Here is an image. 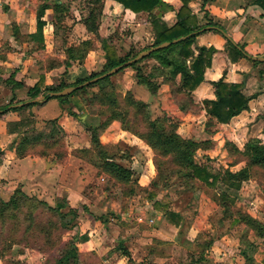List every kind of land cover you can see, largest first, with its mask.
<instances>
[{
  "label": "trees",
  "instance_id": "trees-1",
  "mask_svg": "<svg viewBox=\"0 0 264 264\" xmlns=\"http://www.w3.org/2000/svg\"><path fill=\"white\" fill-rule=\"evenodd\" d=\"M116 1L133 13L148 12V20L153 32V39L149 44L140 49L130 45L123 51L119 50L114 43V34L100 36L98 32L103 0H79L82 8L85 9L81 21L87 32L94 35L95 40H98L104 51V61L99 70L92 71L84 77L74 79H66V77L58 83L50 85L44 84L43 75H40L34 85L27 89V97L24 99H17L14 93L16 88L22 86L21 82L13 80L11 75L6 79L0 77V83L4 82L11 89L7 103L0 105V119H4L6 114L11 111L25 112L17 121L6 124L8 132L16 134V138L11 144L16 157L23 158L28 153L39 149V146L53 149L52 155L57 160L62 159L67 151L66 149L59 150L64 146V130L58 123L57 117L39 119L31 111L32 107L40 105L42 102H30L20 106L15 104L37 98L50 91H59L65 87L79 84L120 65L144 49L182 36L185 37L150 52L136 62L119 68L115 73L127 67L133 69L136 84L142 86L151 96L157 94L160 85H167L176 109L183 114L196 109L204 110L207 115L206 126H211L214 122L228 123L231 118L248 108L249 100L256 94L245 95L241 90L242 83L226 82L223 77L210 81L213 87V98H205L200 102H195L193 98L192 92L204 80V71L211 65L212 55L216 51L213 46H198L195 39L198 34L213 30L204 29L206 26L220 27L218 22L210 18H205L204 21L199 20L189 8V0H180L181 4L176 9L164 0ZM256 1L263 6L264 0ZM155 7L175 9V22L172 25H167L163 21L162 15L151 13ZM49 9L51 10V26L54 34L62 35L61 32H64L61 21L68 6L65 2L54 0L51 4L42 2L37 6L36 30L31 34V37L42 36L46 24L45 14ZM11 30L12 35L18 37V28L15 23H12ZM59 31L61 32L59 33ZM225 45L232 61L245 57L242 45H239L240 48H238L228 39H226ZM94 46V40L85 39L77 45L66 47L62 64L70 65L75 60L82 62L87 52ZM150 60L152 62L148 63ZM251 61L263 65L259 69V78L264 79V62ZM115 73L77 88L66 95L54 97L46 95V100L56 98L60 108L66 110L70 115L76 116L67 104L70 103L71 98L76 96L85 107L96 104L98 106L97 113L105 115L104 119L96 125L87 124L84 121L86 130L89 132L90 144L73 148L71 152L75 155L88 157V160L101 172L121 184L125 188L126 195L132 194L136 184L133 179V170L130 166L117 161L118 157L127 158L128 152L121 153L117 143L104 144L99 138L101 131L112 121H119L122 130L141 139L154 154L155 175L150 181L151 189L147 191V188L141 187L147 191V198L152 201L154 208L163 210V214L176 215L168 211L165 203L156 199V190L166 186L173 176L178 178L187 190L212 189L211 198L219 207L222 218L229 219L233 225L243 226L238 237V250L243 257V264H261L255 260L254 253L259 248V242L264 246V221L237 207L235 197L229 193V190H238L248 180L264 181V143L257 137H251L242 147H238L233 141L225 139L223 145L226 155L233 159L227 167L213 171L207 164L196 160L197 151L210 149L212 141L182 136L178 132L181 120L179 117L166 112L159 115L154 114L150 109V103L136 98L130 90L121 94L112 79ZM39 123H42V126L39 127ZM37 154L45 156L47 152L39 149ZM237 163H242V165L231 169V166ZM216 187H219L218 191H215ZM64 206H66L65 201L58 202L54 207L50 206L16 187L8 200H3L0 196V226L4 227L9 221L13 225L17 224L20 215L23 214L29 222L28 225L31 224V230L37 226L38 230L43 232L49 246L59 248L53 264H88L76 246V237L72 236L63 241L59 234L57 240L51 239L53 229L70 230L75 225L76 211L70 209L64 213L62 212ZM39 208L50 213L51 218H48L46 222L36 221V210ZM66 216H70V218L67 219ZM82 238L84 239L85 236L83 235ZM255 239L257 240L255 241ZM59 242H61L60 245ZM211 244V240L199 243L196 250L187 253L186 260L182 264H212L205 255V250ZM118 247L122 249V253L129 261L130 255L127 250L121 244Z\"/></svg>",
  "mask_w": 264,
  "mask_h": 264
},
{
  "label": "crops",
  "instance_id": "crops-1",
  "mask_svg": "<svg viewBox=\"0 0 264 264\" xmlns=\"http://www.w3.org/2000/svg\"><path fill=\"white\" fill-rule=\"evenodd\" d=\"M53 1L0 0V68L2 69L0 77L6 79L11 75L13 80L22 83L21 87L14 90L17 99L27 97V89L34 85L40 75H43L44 84L50 85L58 83L66 77V79L84 77L92 71L99 70L104 61V51L101 49L100 43L95 40L92 33L87 32L81 21L85 9L82 8L83 6H81L79 0H56L57 2H65L68 6V10L64 13L61 21V26L64 28L62 37L53 32L50 9L45 14L46 24L42 36L31 37V34L36 30L37 6L42 2L51 4ZM164 1L175 9L181 4L180 0ZM262 5L256 0H189L188 2L190 10L196 14L199 20L204 21L205 18H210L218 22L220 27H215L222 30L238 48H240L239 45H242L245 52V57L232 61L225 45L227 38L218 29L212 28L213 30L198 34L195 39L198 46H213L216 51L212 55L211 65L204 71V80L192 92L195 102H200L205 98H213V87L210 81L217 80L220 77H223L226 82L242 83L241 90L245 95H256L249 100L246 110L241 111L231 118L228 123L224 124L214 122L213 125L206 126L207 115L202 109L183 114L176 107H173L172 111L165 112L187 120L190 123L188 128L202 123L207 129L217 130L215 134L208 136L204 134L202 138L209 139L214 144H219L223 156H226L223 145L225 139L233 141L238 147H242L251 137H257L264 143V79L259 78V69L263 65L253 63L250 58L251 56H264V2ZM175 9L155 7L151 10V13L162 15L163 21L167 25H172L176 20ZM12 23L17 25L18 37L12 35ZM98 32L100 36L114 34V43L121 51L127 49L130 45L149 44L153 39L148 12L133 13L131 10L125 9L116 0H103ZM85 39L94 40L95 46L87 52L84 60L82 62L75 60L70 65L62 64L65 58V48L70 45H77ZM4 48H7V50L4 51ZM113 77L118 91L124 93L130 90L136 98L148 101L153 113L154 103L164 109L163 105L166 101L159 99V95L163 93L165 97L170 96L167 85H160L157 94L151 96L147 90L136 84L133 69L124 68L115 73ZM137 92L142 93V96L137 95ZM10 95V86L1 82L0 105L7 103ZM47 101L32 107L31 111L38 118L57 117L58 123L65 132L68 155L72 148L89 146V136L83 130V127L86 129L83 119L77 120L66 110H62L58 101L55 103V111L47 114L45 110ZM67 106L73 112H77L78 109L82 110L85 107L78 97L71 98ZM23 114L25 112L11 111L6 114L4 119H0V181L3 180V186L0 187L1 197L3 198V187L6 189L5 192H8L4 196V200H7L16 184L13 175L17 170L16 162L20 160L16 157L15 150L11 145L16 138V134L9 133L6 124L7 122L17 121ZM77 117L79 118L78 115ZM185 130L178 128V132L182 136L190 137V135H187L190 134V129ZM104 135H107L108 140L126 143L131 151L139 149L141 144L146 145L138 137L122 130L117 120L112 121L107 126ZM103 137H99L101 142H103ZM199 151L212 156L211 154L216 152V148ZM32 160L35 166H39L42 162L44 169L50 165L49 173L56 172L61 178L67 174L64 164L61 162H49L47 159L40 157ZM147 172L149 175L140 174L139 183L141 185L146 184L153 175L150 174L152 170L149 169ZM65 190L68 193L69 190L72 191V188L65 187ZM78 197L81 200L80 202L83 203L84 196L80 195ZM85 215L72 234L76 237V246L79 252L83 255H92L99 264H129L131 261H128L122 253V249L118 247L121 244L127 250L126 245H124L125 242L119 239V237L123 238L122 234L118 236L119 233H117L115 235L117 240L114 239L106 230L102 222L103 219H95L87 213ZM150 220V222H153V219ZM83 235L85 236L84 239L82 238ZM127 252L130 259L133 258L128 250Z\"/></svg>",
  "mask_w": 264,
  "mask_h": 264
},
{
  "label": "rangeland",
  "instance_id": "rangeland-1",
  "mask_svg": "<svg viewBox=\"0 0 264 264\" xmlns=\"http://www.w3.org/2000/svg\"><path fill=\"white\" fill-rule=\"evenodd\" d=\"M61 33L63 36L64 32ZM145 45L147 43L133 47L140 49ZM6 50L7 48H4V51ZM151 62L150 60L148 63ZM112 79L115 83L113 76ZM119 92L123 94L122 91ZM136 94L142 96V93L137 92ZM159 97L162 101L165 100L166 103L163 105L164 109L154 103V114L159 115L165 111L170 112L173 107H176L170 96L165 97L163 93H160ZM57 101L56 98L48 99L45 106L47 114L55 111ZM97 110L98 106L96 104L83 107L82 110L78 109L75 112L76 116L73 117L77 120L83 119L87 124L96 125L105 117L104 114L97 113ZM195 111H198V109ZM181 122L183 123L181 124ZM189 124L187 120L181 119L178 128L180 127L183 131L185 128V131L190 129V134L187 135L197 140L203 139L204 134L208 136L215 134L217 131L207 129L202 123L188 128ZM38 126H42V123H39ZM106 128L100 133V136H104L103 143H117L121 153L123 151L128 152L127 158L118 157L117 161L132 166L133 179L136 184L134 185V192L130 195H126L125 188L107 174L101 172L88 160V157L75 155L71 151L69 155L67 152L59 161L52 155L53 149L39 146V149L47 152V155L39 156L37 154L39 149H37L16 162L17 170L13 175L16 184L12 188L11 194L16 187H19L27 195H33L53 207L58 202L65 201L66 206L62 208L64 213L70 209L76 211L77 216L73 228L70 230L53 229L51 232L52 240H57L59 234H61L63 241L72 237L87 213L95 219H103L102 222L106 230L114 239H116L115 235L117 233H119L118 236L122 234L123 238L119 237V239L125 242L124 245L133 257L130 259L129 264H182L186 260L189 251L196 250L199 243L208 240H211L212 244L205 250V255L212 264H243V257L238 250V237L243 226L233 225L229 219L222 218L219 207L211 198L212 189L187 190L181 181L173 176L166 186L156 190V199L165 203L168 211L176 215L163 214V210L154 208L152 201L147 198V191L151 189L150 181L155 175L152 150L147 145L141 144L139 149L131 151L126 143L108 140L107 135H104ZM83 130L89 136L85 127H83ZM57 135L59 136V134ZM64 146L59 150L67 148L65 132ZM213 147L216 148V152L211 154L212 156L197 151L196 160L207 164L213 171L227 167L233 158L221 155L219 144L212 142L211 148ZM36 157L47 159L49 162L58 161L63 163L67 174L61 178L56 172L49 173L48 170L51 166L48 165L46 170L42 162L39 166H35L32 159ZM240 165L242 163H237L231 166V169H236ZM149 169L152 170L150 174L153 175L146 184L141 185L139 183L140 174L149 175L147 172ZM2 183L3 180L0 181V187L3 186ZM65 187L72 188V191L69 190L67 193ZM141 187L147 188V191ZM219 187H216L215 191H218ZM5 190L3 187V198L8 193ZM229 193L235 197L237 207L264 221V181L248 180L238 190H229ZM80 195L85 198L83 203L80 202L81 200L78 197ZM9 197H7V200ZM48 218H51L48 211L41 208L36 210V221L46 222ZM66 218L68 219L70 216H66ZM150 219H153V222H150ZM28 223L22 214L17 224L13 225L9 221L4 227L0 226V264L54 263L59 248L50 247L45 241L43 232L38 230L37 226H34V229L31 230V224L28 225ZM250 236L253 238L251 234ZM254 257L257 262L264 264V246L260 242ZM83 259L88 264H99L92 255L85 254Z\"/></svg>",
  "mask_w": 264,
  "mask_h": 264
},
{
  "label": "water",
  "instance_id": "water-1",
  "mask_svg": "<svg viewBox=\"0 0 264 264\" xmlns=\"http://www.w3.org/2000/svg\"><path fill=\"white\" fill-rule=\"evenodd\" d=\"M218 29L229 41H231L229 39V37L222 31L220 30L219 28L215 27V26H206L205 29ZM185 36H182V37H179V38H175V39H172L171 41H164V42H161L157 45H154V46H151L147 49H144L142 51H140L139 53H137L135 56H133L132 58L124 61L123 63H121L120 65H117V66H114L112 68H110L109 70L103 72L102 74L100 75H97L93 78H90L88 80H85L79 84H76V85H73V86H68V87H65L59 91H50V92H47L46 94H43L37 98H33V99H30V100H27L25 102H21V103H18V104H15L16 106H20V105H23L25 103H30V102H44L46 101L47 97H54V96H62V95H66V94H69L70 92H72L73 90L77 89V88H80L84 85H87L91 82H94L100 78H103L105 76H109L113 73H115L119 68L121 67H124V66H127L133 62H136L138 59H141L143 58L144 56L148 55L150 52L158 49V48H161V47H164L166 45H168L169 43L171 42H175L181 38H183ZM233 43V42H232ZM236 46V45H235ZM238 47V46H237ZM252 60H256V61H263L264 62V56H251L250 57ZM47 95V97H46Z\"/></svg>",
  "mask_w": 264,
  "mask_h": 264
},
{
  "label": "built area",
  "instance_id": "built-area-1",
  "mask_svg": "<svg viewBox=\"0 0 264 264\" xmlns=\"http://www.w3.org/2000/svg\"><path fill=\"white\" fill-rule=\"evenodd\" d=\"M150 221H152V220H150Z\"/></svg>",
  "mask_w": 264,
  "mask_h": 264
}]
</instances>
